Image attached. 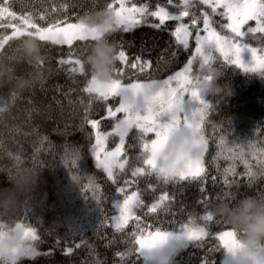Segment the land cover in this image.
Wrapping results in <instances>:
<instances>
[{
  "label": "trees",
  "instance_id": "trees-1",
  "mask_svg": "<svg viewBox=\"0 0 264 264\" xmlns=\"http://www.w3.org/2000/svg\"><path fill=\"white\" fill-rule=\"evenodd\" d=\"M110 2L113 0H0V6H10V11L17 15L15 20L10 17L0 19V25H19L21 15H31L33 21L42 27L55 19L75 23L77 16L103 8ZM125 3L129 7L147 4L149 11L164 8L172 15L187 10L190 15L183 17L182 21L166 20L159 29L142 24L129 32L117 30L109 35L108 39L115 45L117 55L119 51H124L127 57V62L117 60L115 63L119 72H114L113 78H119L122 85L153 81L155 86L163 84L189 61H192L190 76L195 84L196 78H201L207 67L200 68L199 57L192 59L196 55L195 35L197 32L206 35L203 31L204 12L209 13L212 27L217 32L231 35L229 30L221 27L227 22L219 15L222 8L217 9L216 13L205 4L186 9L183 0H125ZM66 4L76 6L65 10L61 6ZM193 15L199 18L196 25L192 24ZM41 16L45 19H40ZM146 19L148 24L159 23L157 17L149 16ZM181 22L192 31L187 48L179 45L174 35L175 28ZM250 26L255 27V21H249L242 30L246 31ZM11 33V28L0 27V36H11ZM261 37L264 34H250L242 38L241 43L257 48V56H264ZM21 38L10 40L0 53H10ZM41 43L47 58L43 82L22 93L0 87V108H4L0 112V187L10 182L11 173L19 166L31 167L39 177L20 209L11 216L0 217V225L5 226L0 230L14 229L17 224L35 230L33 249L36 252L32 256L15 258L13 264H93L96 259L116 264L118 258L114 253L124 251L128 246L127 234L134 230L135 221L130 220L122 231L113 225L112 219L116 214L114 203L120 195L113 178L98 167L92 147L97 132L105 137V151L113 152L120 146L119 135L115 132V122L120 116L109 117L107 112L108 108L115 111L120 98L109 96L104 100L97 94L84 91L92 74L86 63L85 75L69 72L70 67L77 66L59 62L62 59H81L78 53L93 41H76L71 48L50 42ZM70 52L72 56H69ZM242 53L251 56L248 48L243 49ZM136 57L140 58V62H150L142 72L138 66L129 67L136 63ZM214 57L211 64L221 73L216 83L229 86L232 92L224 94L210 89L201 90L200 97L210 105L201 123L202 135L207 142V150L202 157L206 192L201 193L198 180L162 183L154 174L134 178L136 182L130 187V190L140 189L142 199L149 207L165 192L169 197H174L168 213L159 209L158 213H150L148 208L136 211L135 214L141 216V226L149 231L161 227L176 233L175 230L182 223L188 224L190 221L206 227L209 236L204 238V247L190 245L176 257L177 264H201L206 254L215 264H226L227 250L223 249L216 237L221 231L232 230V227L215 212V204L225 199L222 195L225 192L234 193L233 203L245 196L264 193V179L248 184L243 160L227 158L229 150L234 153L242 151L253 165V171L259 168L258 161L264 160V70L245 71L238 65L228 63L219 52L214 53ZM241 58L246 64L245 56L241 55ZM27 70L24 65L17 69L21 73ZM13 93H16L15 97ZM92 120L98 121V126L93 127ZM221 137L226 141L223 152L219 147ZM155 138V133H145L141 140V134L135 128L127 134L118 159L120 162L128 161V171L131 170L129 166H142L143 142ZM68 153L78 155L75 163ZM230 165L235 166L238 175L234 178L240 181L233 188L223 184L224 170ZM115 177L121 185L124 179H133L119 169L115 171ZM212 177L217 179L215 187ZM229 178L233 179L231 174ZM206 211L213 213L212 221L202 220ZM187 244L181 248H186ZM215 248L218 250L207 253L208 249ZM71 249H74L72 254H66V250ZM176 252L166 264H174ZM128 254H131V249ZM0 264H7V261ZM120 264H125L123 258Z\"/></svg>",
  "mask_w": 264,
  "mask_h": 264
},
{
  "label": "snow or ice",
  "instance_id": "snow-or-ice-1",
  "mask_svg": "<svg viewBox=\"0 0 264 264\" xmlns=\"http://www.w3.org/2000/svg\"><path fill=\"white\" fill-rule=\"evenodd\" d=\"M184 7L195 6L197 4H205L211 7L212 12L216 13L217 9L222 8L223 11L219 15L226 19V23L221 27L230 31L231 35H221L212 27L209 13H203V31L206 35H200L199 32L195 35V53L193 60L200 58V68L204 69L210 65L215 59L214 53L219 52L223 58L230 64H235L243 68L245 71L264 70V56H257V48L250 47L248 44H242L241 39L250 34H264V0H183ZM75 4H66L61 7L65 10L74 8ZM105 7L113 11L116 17V28L108 34L115 33L117 30L129 32L135 29L138 25H147L159 29L166 20L182 21L183 17L190 15L189 11L185 10L178 15H172L164 8H159L157 11H149V6L144 4L137 7L135 4L132 7H127L125 0H113ZM66 15V12H65ZM157 17L158 24H148L146 17ZM10 17L12 20L17 19L15 12L10 11V6H0V19ZM40 19H45L41 16ZM198 17L192 16V24L196 25ZM21 24L9 23L0 25V27L11 28V36H0V50L13 38L23 37L26 35L36 36L42 42H50L51 44L63 46H71L76 41H95L99 33L95 28H90L85 25L79 16L76 17L77 22L68 23L66 20L55 19L48 22L47 26L33 21L31 15L19 16ZM249 21H255V27H248L246 31L242 30ZM61 24L65 26L61 27ZM31 29V31L29 30ZM175 39L179 45L184 48L188 47L189 38L192 36L189 26L183 22L175 28ZM107 37V38H108ZM261 42L264 43V37H261ZM248 48L251 52L252 63L245 64L242 61V50ZM87 47L80 51L78 55L81 59L60 60L61 64L75 65L70 67L69 72H78L86 75V65L83 57L86 54ZM264 50V49H262ZM73 53H69L72 56ZM127 62V57L124 51H119L116 61ZM47 63V58L43 62V67ZM150 62H140V58L136 57V63L129 65L130 68L139 67L140 71H144L145 67ZM192 61L188 62V66L183 72L176 73L175 76H170L163 81V85L157 91L155 81L152 83H129L121 84L119 78H113L110 81H100L91 74V79L87 82L84 89L89 94H97L99 98L107 100L109 96L119 97V106L108 108V116L116 117L117 113H123V118H117L115 122V132L119 134V147L113 152H104V137L97 132L96 142L92 147L98 167L103 168L113 182L117 184V191L123 195L122 203L120 204V214L114 217L118 230H123L124 226L130 220H134L132 231L128 235L126 248L124 251H117L114 256L117 259L116 264H120L122 258L125 264H144L145 256L150 253H155L163 248L167 242L173 238L172 230H165L161 227H156L154 231H149L147 227L141 226V216L136 215V211L143 208H148L150 213H158V209L164 213H168L171 201L174 197H169L165 192L160 195L154 203L149 207L142 199V193L139 188L136 191L128 193V188L135 183L136 177L147 176L154 174L160 178L162 183H179L180 181L198 180L201 193L206 192L204 187L206 175L203 167V155L207 150V142L204 139L201 131L200 122L204 119L207 109L210 105L200 97V89L194 87L200 80L196 78L195 84L189 79L187 73L191 70ZM114 72L118 73L119 69L115 68ZM210 79V77H207ZM177 81L178 87H172V82ZM190 86V87H189ZM191 94V97L199 101L200 106L194 109L191 114H185L183 110V102L185 93ZM16 93H13L15 97ZM4 108H0L3 112ZM181 114H183V123L181 122ZM93 127L98 126V121L92 120ZM138 129L143 140V134L155 133V139L143 142V157L140 161L142 166H129L130 171L126 169L128 161L120 162L118 159L125 144V137L133 129ZM226 141L221 137L220 145L223 152ZM228 159L235 160L239 158L243 160L245 165V175L248 184L252 185V169L253 165L245 158V153L232 152ZM103 153V158H101ZM72 157V162L75 163L78 155L76 153H68ZM19 161V157L16 158ZM259 168H264V160L258 161ZM119 169L133 179H124L123 184L116 179L115 171ZM229 174L233 179L229 178ZM238 174L235 171V166L230 165L224 170L223 184L227 188H233L234 185L240 183L236 180ZM91 185V181H89ZM217 184L216 177H212V185ZM225 199L233 201L234 193L225 192L222 194ZM264 195V193H261ZM167 201V203H166ZM204 203V201H201ZM205 222L213 220V213L206 211L202 217ZM5 226L0 225V229ZM151 227V226H148ZM180 235L177 239H183L188 242L186 248H181L176 252L173 260L177 264L176 257L179 256L190 245L195 248H203L204 238L209 236L206 227H200L190 221L188 224H181L179 229L175 230ZM22 235H28L35 238L34 230L31 228L25 229L21 224H17L15 229L8 231L0 230V262L7 261V264H13L17 254L20 252V239ZM216 239L219 240L224 250H227L232 255L236 264H250L249 260L236 254L238 242L235 238L234 230L221 231ZM117 242L118 241H114ZM129 249L131 254L129 255ZM218 250L208 249L207 253ZM74 249L66 250V254H72ZM93 264H107L106 261L96 259ZM201 264H215V261L207 258V254L202 259ZM251 264H264V260L253 259Z\"/></svg>",
  "mask_w": 264,
  "mask_h": 264
},
{
  "label": "clouds",
  "instance_id": "clouds-1",
  "mask_svg": "<svg viewBox=\"0 0 264 264\" xmlns=\"http://www.w3.org/2000/svg\"><path fill=\"white\" fill-rule=\"evenodd\" d=\"M80 19L99 33L98 38L88 47L84 61L96 79L110 81L114 77L117 50L107 37L116 28L115 14L103 7ZM41 42L36 36L26 35L10 53H0V87L22 93L43 82L46 55ZM21 65L27 66L28 70L18 72ZM220 75V71L210 64L194 87L200 91L210 89L216 93L230 94L232 89L229 86L216 83ZM38 179V174L31 167H16L10 175V182L0 187V217L16 213L32 193ZM260 179H264V168L252 171V181ZM214 210L234 230L238 242L236 254L247 258L250 264L253 259L264 260V195L245 196L236 203L221 199L215 204Z\"/></svg>",
  "mask_w": 264,
  "mask_h": 264
},
{
  "label": "rangeland",
  "instance_id": "rangeland-1",
  "mask_svg": "<svg viewBox=\"0 0 264 264\" xmlns=\"http://www.w3.org/2000/svg\"><path fill=\"white\" fill-rule=\"evenodd\" d=\"M129 7V6H127ZM244 52V51H243ZM242 56H245L246 58V64H251L252 63V57L249 56L250 54H246V53H241ZM188 65H186L183 69H181L180 71L178 72H183L184 69L187 67ZM177 72V73H178ZM176 75V74H175ZM174 75V76H175ZM189 79L192 81L193 83V78L190 76V72L187 73ZM160 85V86H158ZM163 84H156L155 88L156 90L158 91L159 88L162 86ZM172 87H178V83L177 81H173L172 82ZM190 87V86H189ZM200 95H202V91H200ZM199 101L198 100H195L191 97V94L190 92L189 93H185V98H184V102H183V110H184V113L185 114H191V112L198 108L199 107ZM120 116V118H123V113H117L116 116ZM181 122L183 123V114H181ZM202 123V121L200 122V124ZM118 134V133H117ZM119 135V134H118ZM105 138V137H104ZM104 143H106V141L104 140ZM104 152H107L105 151V147H104ZM101 158H103V153H101ZM128 190V193L131 194L132 191H136V190H130V187L127 189ZM119 198L115 201L114 203V206H115V209H116V214L113 216V219H112V223L113 225L115 226L116 224V221L114 219V217L116 216H119L120 214V204L122 203V200H123V195L121 193H119ZM23 228L25 229V232H27V229L26 227L23 226ZM15 229V228H14ZM32 229V228H31ZM34 230V229H32ZM225 231H230V230H225ZM34 234H35V230H34ZM36 235V234H35ZM180 234L179 233H173V237H177L179 236ZM36 237V236H35ZM177 239V238H176ZM35 238H32L31 236H28V235H22L21 239H20V252L17 254L16 256V259L24 256V255H29V256H32L34 255V253L36 252V250L33 249V242H34ZM178 241V246H177V249L181 248V247H184L186 246V244L188 243L186 240H183V239H177ZM145 261L147 264V256H145ZM226 264H236V260L235 258L229 254V252L227 251V259H226Z\"/></svg>",
  "mask_w": 264,
  "mask_h": 264
},
{
  "label": "water",
  "instance_id": "water-1",
  "mask_svg": "<svg viewBox=\"0 0 264 264\" xmlns=\"http://www.w3.org/2000/svg\"><path fill=\"white\" fill-rule=\"evenodd\" d=\"M178 241L175 237L170 239L163 248L147 256V264H166L177 250Z\"/></svg>",
  "mask_w": 264,
  "mask_h": 264
}]
</instances>
